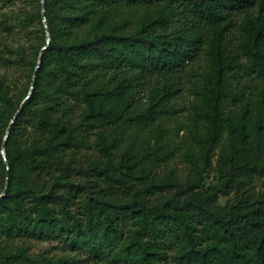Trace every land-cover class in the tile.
Wrapping results in <instances>:
<instances>
[{
  "label": "trees",
  "instance_id": "16d2710c",
  "mask_svg": "<svg viewBox=\"0 0 264 264\" xmlns=\"http://www.w3.org/2000/svg\"><path fill=\"white\" fill-rule=\"evenodd\" d=\"M4 5L25 40L0 36V264H59L9 240L56 231L95 255L114 252L118 264H264V189L254 188L264 176V88L246 94L236 79L264 86V0H44V49L41 0ZM195 61L181 152L188 171L160 175L174 150L157 121L177 111L171 100ZM93 130L99 157L83 164L76 153ZM213 163L217 181L203 188ZM58 186L84 189L82 213ZM220 195L231 196L223 207Z\"/></svg>",
  "mask_w": 264,
  "mask_h": 264
},
{
  "label": "rangeland",
  "instance_id": "374dc122",
  "mask_svg": "<svg viewBox=\"0 0 264 264\" xmlns=\"http://www.w3.org/2000/svg\"><path fill=\"white\" fill-rule=\"evenodd\" d=\"M139 13L140 11L137 14ZM13 15L14 12L12 9V5H4L0 9V36L5 35L10 42L15 41L14 44L17 42L21 43L25 40L21 32L17 29H14L13 31L11 30L12 27L15 25L14 19L12 17ZM9 29L11 30L10 33H8ZM236 37L237 34L236 31L234 30L230 33L231 43H235ZM200 61L202 60L200 59ZM198 67H199V62L197 63V61H195L194 63H190L186 67V71H185L186 78L182 80V86L180 91L177 92L175 97L171 100L175 108L177 109L175 114L170 116H165L161 120L157 121L159 122L160 131H161V142L169 143L171 148H173L174 150L173 157L169 159L167 163H164L157 168L160 175L163 174L166 171V169L170 166L175 167L180 177H184V175L188 171V164L183 162L181 159V152L184 150L186 146V141L188 140L186 134V129H187L186 118L189 109V101L192 98V94L189 89L190 84L187 82V78L190 77V75H193L194 71L197 70ZM153 77L154 76H148L141 85L142 87L140 88V91L138 92L137 95L141 103L147 102L146 96L150 90V87L154 84ZM236 79L241 85L245 84L248 87L246 88V94L252 91V87L254 85H257L260 89L264 88L263 83H261L258 80V78H255V80H250L249 78L243 75H237ZM25 84H26V77L21 76L20 82L18 84L19 94L24 93ZM150 129H151L150 125H145L143 126V131H141L140 134L141 135L146 134ZM94 132H95L94 130L91 131L88 136V141L91 143V146L87 148H82L76 153V158L78 162H82L83 164H85L88 160L99 157L98 151H96L94 144H92L95 138ZM3 147L5 150L4 144H2L1 151ZM213 162L215 163V157L213 159ZM214 163L206 174L203 188H207L211 184L217 181V171L215 169ZM83 178L84 176L79 175L77 173H71L70 176L73 185H79V186H82L81 182ZM5 180H6V173L0 172V193L4 188ZM254 188L255 190L264 189V176L257 178L254 181ZM58 191L63 194L67 193L68 195H71L69 206L72 211H77V213L83 212V209L81 207V202L84 198L83 188L77 190L76 186H74L73 193L71 194L70 192H68V189L66 187L58 186ZM230 199L231 196L229 195H220L216 201V204L223 207ZM9 240L10 243H12V247H18V246L24 247L29 253H37L40 251H45L51 255H54L56 259L63 260L59 264H118L117 262L114 261V252L100 253L98 255H95L87 247L79 248L70 245L69 240L65 237L63 233H60L59 231H56L54 235L47 238H42L37 236H27V237L16 236V237H11ZM175 245L171 246L166 251L168 260H170V255L171 252L174 250Z\"/></svg>",
  "mask_w": 264,
  "mask_h": 264
},
{
  "label": "water",
  "instance_id": "95a60500",
  "mask_svg": "<svg viewBox=\"0 0 264 264\" xmlns=\"http://www.w3.org/2000/svg\"><path fill=\"white\" fill-rule=\"evenodd\" d=\"M41 10H42V16H43V23H44V25L46 27V43L42 47V49H44V48L47 47V45H48V43L50 41V34H49V31H48V28H47V21H46V17H45L44 0H41ZM40 63H41V52H40L39 57H38L36 69L39 67ZM36 69H35V71L33 73V77H32L31 84H30V88H29V91H28V94H27L26 98L29 96V94L31 93V90L33 88L34 80H35V72H36ZM23 102L21 103V106L23 105ZM19 110H20V108L16 111V113L13 116V118L11 119V121H10L8 127H7V130H6V133H5V136H4V140H6L8 134H9V131L11 129V125H12L14 119L16 118L17 113L19 112ZM1 152H2V155H3L4 159H5L6 165H8V161H7L6 157H5L4 147L2 148V151ZM7 186H8V168H7V173H6L5 185H4V188H3L2 192L0 193V197H2L6 193Z\"/></svg>",
  "mask_w": 264,
  "mask_h": 264
}]
</instances>
